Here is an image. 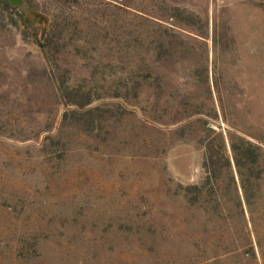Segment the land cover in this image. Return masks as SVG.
<instances>
[{"label": "rangeland", "instance_id": "1", "mask_svg": "<svg viewBox=\"0 0 264 264\" xmlns=\"http://www.w3.org/2000/svg\"><path fill=\"white\" fill-rule=\"evenodd\" d=\"M0 264H264V0L0 3Z\"/></svg>", "mask_w": 264, "mask_h": 264}, {"label": "trees", "instance_id": "2", "mask_svg": "<svg viewBox=\"0 0 264 264\" xmlns=\"http://www.w3.org/2000/svg\"><path fill=\"white\" fill-rule=\"evenodd\" d=\"M0 3H5L6 5L11 6V7L18 6V5H12L7 0H0ZM23 20H24L25 26L33 27L34 35H35V41L39 45V47L43 51H45L46 46H45V39L44 38H45L46 29H47L48 23H49V17L43 13H40L38 11L33 10V11L29 12L28 14L23 15ZM244 145L247 146L246 147V149H247L246 155H245V152L243 155V152L241 153L240 148L236 144H233V143H232V150L234 152V159H235L238 174H239L240 178L242 179V187L244 189V194L246 195V199H247V193H246V189H245L246 178H245V173L243 171V168H244L243 159L244 160L248 159L249 164H252V165L257 163V159H256V156H255V158L252 157V155H254V151L250 150V149L254 148V144H252L249 141H246ZM229 164H230V162H229Z\"/></svg>", "mask_w": 264, "mask_h": 264}, {"label": "water", "instance_id": "3", "mask_svg": "<svg viewBox=\"0 0 264 264\" xmlns=\"http://www.w3.org/2000/svg\"><path fill=\"white\" fill-rule=\"evenodd\" d=\"M12 5H21L23 0H7Z\"/></svg>", "mask_w": 264, "mask_h": 264}]
</instances>
